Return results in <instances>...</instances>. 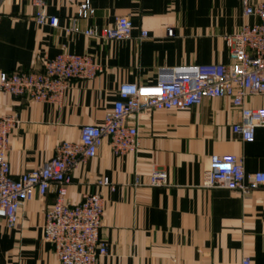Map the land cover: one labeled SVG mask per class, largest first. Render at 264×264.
Masks as SVG:
<instances>
[{"label":"crops","instance_id":"1","mask_svg":"<svg viewBox=\"0 0 264 264\" xmlns=\"http://www.w3.org/2000/svg\"><path fill=\"white\" fill-rule=\"evenodd\" d=\"M80 1L50 0L47 11L60 20L54 27L36 23L30 1L0 0V73L40 68L63 50L90 54L102 67L93 79L74 80L60 103L0 90V115L18 118L8 155L13 177L42 166L61 141L78 140L82 126L103 123L121 83L169 81L178 66L230 63L225 35L259 21L245 15L243 0H92L95 12L88 18L78 16ZM121 15L133 21L129 39L84 33L114 25ZM167 27H174L173 36ZM141 29L148 30L143 39ZM246 103L263 106L264 95H249ZM240 119L229 97L155 110L139 123L138 152L118 155L105 141L95 157L82 161L72 171L67 200L79 203L92 192L105 197L100 235L108 254L94 264H241L244 256L264 264V186L248 192L202 186L215 153L242 156L247 173L264 171V127L247 142L233 131ZM156 169L166 171V185H149ZM102 178L115 189L98 184ZM56 190L53 184L42 201L36 189L20 207L16 226L0 218V264H62L43 232Z\"/></svg>","mask_w":264,"mask_h":264},{"label":"built area","instance_id":"2","mask_svg":"<svg viewBox=\"0 0 264 264\" xmlns=\"http://www.w3.org/2000/svg\"><path fill=\"white\" fill-rule=\"evenodd\" d=\"M30 1L34 6L33 18L40 25L58 27V16L50 15V0ZM77 1V0H67ZM244 13L258 17L255 23H246L237 33L225 35L230 47V63H206L175 67L178 74L173 80L156 83H121L118 98L107 111L101 124L81 127L78 140H63L55 154L42 166L23 172L17 177L11 173L9 160L10 135L18 122L14 114L0 115V218L7 226L19 221L20 207L30 200L37 189L40 199L46 198L50 187L56 185V197L45 212L44 239L49 242L62 264H94L108 254V245L101 238L106 201L102 193H86L79 203L67 200L72 183V171L108 141L114 153H136L141 146L139 123L151 117L155 110L187 109L203 98L229 97L240 108L241 119L234 123L233 131L242 139L253 142L258 127H264V105L249 106V95H264V1L252 4L243 0ZM95 12L92 0H81L78 16L88 18ZM69 30H78L71 26ZM133 21L128 15L116 18L114 25L84 29L91 37L129 39L133 36ZM174 27H167V35H174ZM148 36L141 29L138 38ZM102 67L90 54L61 51L47 57L42 67L3 71L0 73V90L12 96L28 97L35 101L60 103L66 89L76 79H93ZM100 185H115L107 178L98 180ZM135 184L139 185L137 178ZM167 184V173L156 169L151 173L149 185ZM202 186L227 188L248 192L264 186V171L247 173L244 158L233 153H215L205 168ZM241 264H252L249 256Z\"/></svg>","mask_w":264,"mask_h":264}]
</instances>
